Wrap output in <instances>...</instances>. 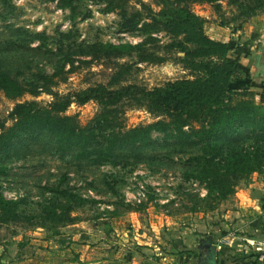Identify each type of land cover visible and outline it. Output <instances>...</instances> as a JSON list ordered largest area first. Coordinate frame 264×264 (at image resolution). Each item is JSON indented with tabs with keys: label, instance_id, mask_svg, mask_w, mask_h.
<instances>
[{
	"label": "rangeland",
	"instance_id": "obj_1",
	"mask_svg": "<svg viewBox=\"0 0 264 264\" xmlns=\"http://www.w3.org/2000/svg\"><path fill=\"white\" fill-rule=\"evenodd\" d=\"M127 3L130 14L140 12L143 21L149 20L150 10L162 8L157 0ZM106 6L104 0H81L74 9L50 0H0V67L30 83L42 73L51 75L59 65L64 80L53 90L61 95L108 84L111 61L130 65L124 85L154 89L194 77L182 62L185 52L172 44L183 36L164 30L125 31L119 11L107 12ZM190 7L208 19L207 33L213 39L238 43L242 65L245 57L252 59L259 50L264 0H216ZM248 23L250 32L243 31L241 26ZM252 33L259 35L256 42ZM101 43L122 46L124 54L108 58L99 50ZM144 50L165 60L140 61ZM251 97L264 104L255 93ZM53 99V94L41 93L25 94L19 101L47 104ZM16 102L0 92V126L13 125L10 112ZM105 109L96 101L72 103L67 114L82 125L105 130L110 125L101 122ZM114 116L115 129L163 118L134 98L124 100ZM153 137L154 144L142 152L131 151L116 163L105 164L59 153L47 133L16 138L8 156L0 153L1 165L7 167L0 174V193L18 199L21 210L35 219L0 225V264H208L210 258H201L202 241L215 227L236 220L235 193L240 188H264V157L261 168L241 177L235 193L220 201L207 198L205 185L195 177L197 149L166 140L160 133ZM235 144L264 151V133L246 134ZM48 210L59 216L54 220Z\"/></svg>",
	"mask_w": 264,
	"mask_h": 264
},
{
	"label": "trees",
	"instance_id": "obj_2",
	"mask_svg": "<svg viewBox=\"0 0 264 264\" xmlns=\"http://www.w3.org/2000/svg\"><path fill=\"white\" fill-rule=\"evenodd\" d=\"M50 1L74 9L81 0ZM104 1L107 12L119 11L125 31L141 30L143 34H151L164 30L176 37L183 36V40L172 44L185 52L182 62L194 77L170 81L154 89L124 85L130 65L111 61L107 65L111 69L108 84L99 83L61 95L53 90L64 80L61 78L63 67L59 65L51 75L42 73L30 83L15 79L0 67V92L17 100L10 112L13 125L6 127L3 122L0 126L1 155H9L18 137L47 133L61 154L73 153L77 159L94 164L116 163L128 152H142L152 146L154 133H160L166 140L197 149L193 158L195 177L205 185L206 197H218L220 201L227 199L235 193L241 177L261 168L262 147L246 150L235 143L246 134L264 133V104L254 101L252 90L234 87L250 77L244 74L242 67V48L238 43L232 45L213 39L207 33L208 19L190 7L192 3L216 0H157L162 8L158 12L150 10L148 21H143L138 11L130 14L127 0ZM100 47L108 58H119L124 54L122 46L101 43ZM164 60V57L147 54L145 50L140 55L143 62L161 63ZM41 93L53 94L54 99L47 104L38 100L19 101L25 94L38 96ZM129 98L145 104L150 112L163 118L146 125L115 129L114 113ZM89 101H96L106 108V116L101 122H110V125L105 130L92 124L82 125L75 115L67 114L72 103L82 105ZM5 172L7 167L0 162V174ZM48 212L53 214L54 220L59 216L53 210ZM34 219L33 215L21 210L18 199L0 193V225L33 222Z\"/></svg>",
	"mask_w": 264,
	"mask_h": 264
},
{
	"label": "crops",
	"instance_id": "obj_3",
	"mask_svg": "<svg viewBox=\"0 0 264 264\" xmlns=\"http://www.w3.org/2000/svg\"><path fill=\"white\" fill-rule=\"evenodd\" d=\"M250 23L245 27L244 24L241 26L243 31L250 32L252 28ZM262 32L263 39L260 48L257 47L259 50H255L252 59L245 57L244 64L248 66L247 71L242 65L244 72H247V76L250 75V77L239 84L249 87L256 97L264 101V77L255 76L256 57L264 49V29ZM258 36L257 34L252 36L255 42ZM257 186L240 188L235 193L238 208L235 214L236 220L233 219V222H225L223 226L215 227L209 231L208 239L202 241L201 258H210L208 264H264V188Z\"/></svg>",
	"mask_w": 264,
	"mask_h": 264
},
{
	"label": "water",
	"instance_id": "obj_4",
	"mask_svg": "<svg viewBox=\"0 0 264 264\" xmlns=\"http://www.w3.org/2000/svg\"><path fill=\"white\" fill-rule=\"evenodd\" d=\"M264 49L259 53L256 57L255 67H256V73L255 76H263L264 77Z\"/></svg>",
	"mask_w": 264,
	"mask_h": 264
}]
</instances>
